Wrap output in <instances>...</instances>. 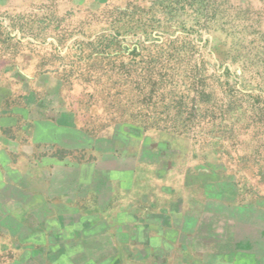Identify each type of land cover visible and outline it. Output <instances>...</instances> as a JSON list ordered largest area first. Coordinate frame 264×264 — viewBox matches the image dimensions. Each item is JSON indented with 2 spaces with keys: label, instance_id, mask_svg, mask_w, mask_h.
<instances>
[{
  "label": "rangeland",
  "instance_id": "374dc122",
  "mask_svg": "<svg viewBox=\"0 0 264 264\" xmlns=\"http://www.w3.org/2000/svg\"><path fill=\"white\" fill-rule=\"evenodd\" d=\"M0 67L88 127L183 138L188 179L224 197L226 254L264 264V0H0Z\"/></svg>",
  "mask_w": 264,
  "mask_h": 264
},
{
  "label": "crops",
  "instance_id": "0c3cea01",
  "mask_svg": "<svg viewBox=\"0 0 264 264\" xmlns=\"http://www.w3.org/2000/svg\"><path fill=\"white\" fill-rule=\"evenodd\" d=\"M30 80L0 67V264H240L225 252L223 210H209L224 197L188 179L181 140L88 127Z\"/></svg>",
  "mask_w": 264,
  "mask_h": 264
},
{
  "label": "trees",
  "instance_id": "16d2710c",
  "mask_svg": "<svg viewBox=\"0 0 264 264\" xmlns=\"http://www.w3.org/2000/svg\"><path fill=\"white\" fill-rule=\"evenodd\" d=\"M122 123H123V125H126V124L129 125V127L139 126V127H142L143 129H145V126L139 122L128 123V122L122 121ZM202 168L206 169L205 170L206 172L208 170V173H210V175L212 176L211 179L209 180L210 182L217 180L218 174L216 173V168L212 167L209 163H205L204 165H202ZM205 171H204V173H205Z\"/></svg>",
  "mask_w": 264,
  "mask_h": 264
},
{
  "label": "water",
  "instance_id": "95a60500",
  "mask_svg": "<svg viewBox=\"0 0 264 264\" xmlns=\"http://www.w3.org/2000/svg\"><path fill=\"white\" fill-rule=\"evenodd\" d=\"M177 139L183 141V138H177Z\"/></svg>",
  "mask_w": 264,
  "mask_h": 264
}]
</instances>
